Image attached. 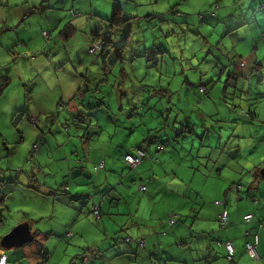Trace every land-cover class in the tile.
Wrapping results in <instances>:
<instances>
[{
    "label": "crops",
    "instance_id": "crops-1",
    "mask_svg": "<svg viewBox=\"0 0 264 264\" xmlns=\"http://www.w3.org/2000/svg\"><path fill=\"white\" fill-rule=\"evenodd\" d=\"M5 2L0 5H6ZM263 3L264 0H232L228 7L222 8L227 10H221L220 16L225 25L223 30L227 29L223 31V36L226 39L232 37L233 41L225 45L224 39L219 46H224L221 48L226 54H219L215 59L219 65L224 64L222 75H228L225 91L221 90L220 81H214L210 87L219 89L218 98L228 88L229 91H238V84L243 79L251 82L255 72L260 73L264 68V58L260 52L264 47ZM16 27L14 25L9 28L13 30ZM241 27L249 29L252 40L241 41ZM246 43L253 45V51L248 57L239 52V47ZM1 48L5 49L4 46ZM235 57L243 60L246 66L230 67ZM47 59L41 62V66L53 67L54 62ZM81 65L84 67L83 63ZM32 69L36 74L37 68ZM21 77L20 64L11 65L9 61L7 65H0V85L8 81L0 97H4L14 78ZM27 77H32V70ZM214 78L211 74L210 81ZM195 79L199 80L200 85H208L198 76H187L179 83V90L168 86L161 92L169 99L179 94V98L185 96L187 100L186 106L177 111L178 116L172 123L168 118L171 119L173 109L169 111L165 123L161 124V119L165 117L163 113L142 107L141 112L135 113V116L141 118V123L135 125L131 121V128L128 127L130 124L117 123L113 118L110 124H95L96 115L93 112L91 117L86 115L84 107L87 105H83L82 100L78 104L73 101L64 104L60 101L59 107L64 106L66 109L69 106L68 114L75 116L81 112L83 117L90 118L92 122L88 126L79 124L76 132L78 136L81 135L82 139H78L86 147L83 155L85 161H76L70 157V168L63 175V178L78 180L76 184L82 187L72 189L70 182H67L65 187L68 186L69 190L66 193L64 188L54 189L51 183L46 182L40 188L42 191L51 190L48 191L51 195H48L25 186L28 183L25 182L6 191L9 196L5 198L3 206H15L13 201L18 199V206H26L22 196L29 198L35 204L32 212H36L37 216L31 215L24 223L29 224L33 236L35 231L48 234V238L38 235L43 245L33 239L30 242L32 244L14 250H24L23 256L32 259V264H38L39 248H43L48 240L46 246L50 249V240L56 236L61 238L62 243H86L84 252L77 255L81 262H84L83 258L87 254L93 253L97 254V261L100 256L108 264H264V177L261 174L264 170V117L253 111L251 106L239 109L236 100L228 106L218 98L217 102H213L211 94L206 95L194 89ZM182 82L188 83L190 87ZM86 91L91 90L87 87ZM29 100L37 104L36 92L29 93ZM92 102L93 99L87 109H91ZM19 106L20 103H17V110ZM14 112L15 109L3 108L0 114L13 118L14 114L21 112L29 121H33L32 113L24 108ZM243 113L244 116L241 115ZM59 115L54 119H58ZM61 126L67 131L65 124ZM153 130L160 131L156 134L151 132ZM172 132V138H168ZM19 134L12 129V132L5 135L0 126V144H18L21 142ZM150 137H154L153 143ZM54 140L57 142V137ZM158 146L164 148L158 150ZM137 147L145 149L148 156L137 168L131 169L124 162V155L133 154ZM41 150L49 157V150L43 147ZM84 162L89 163L90 167L87 168ZM102 162L104 168L97 171L95 167ZM75 169L78 171H73ZM140 185L146 186L147 190L142 191ZM84 186H91L92 191L86 190ZM6 192L3 188L0 194ZM87 194H92L95 202L102 204L100 218L96 219L91 214V204L76 199ZM187 196L190 197L189 205ZM216 201L221 204L217 205ZM223 209L229 212L225 227H221L219 222ZM83 213H88V217ZM248 214H253L254 218L246 224L244 217ZM173 215H178L179 221L170 226L169 219ZM68 232L73 234L65 238ZM93 235H96V239L88 241V237ZM126 238H131V241L127 242ZM141 240L145 241L144 247L139 244ZM218 240L234 242L236 252L233 262L227 259L225 247L217 245ZM247 242H257L258 260H252L246 252ZM0 252H5L1 245ZM16 257L18 260L26 258ZM92 263L91 260L83 264Z\"/></svg>",
    "mask_w": 264,
    "mask_h": 264
},
{
    "label": "rangeland",
    "instance_id": "rangeland-1",
    "mask_svg": "<svg viewBox=\"0 0 264 264\" xmlns=\"http://www.w3.org/2000/svg\"><path fill=\"white\" fill-rule=\"evenodd\" d=\"M3 1H6V5H0V65H7L9 61L11 65L20 64L22 77L14 78L4 97H0V112L3 108L15 109V112L24 108L33 115L31 122L21 112L14 114L13 118L0 114V126L3 127L4 134L7 135L13 129L20 133L21 138V142L15 145L0 144V184L3 185L4 192L16 188V183L11 182V179H16L17 176L20 182H32L40 187L46 182L51 183L54 189H60L67 182H70L72 189L82 187L76 184V179L63 178L70 168V157L82 161L86 147L78 139L81 135H77L78 124L67 112L69 106L66 109L64 106L59 107L60 101L64 104L70 101L78 104L82 100L83 105H89L93 99L91 109L83 106L88 117L93 112L98 124H110L113 118L117 123L130 124L128 127L131 128V121L135 125L141 123V118L135 116V113L141 112L142 107L163 113L165 117L164 120L161 119V124L165 123L169 111L173 109L171 119H168L171 123L174 122V118L178 116L177 111L186 106L187 100L185 96L183 99L179 98V94H174L169 99L161 92L168 86L179 90V83L187 76H198L200 80L208 83L207 93L214 98L213 102H217L220 93L219 89H210L214 81H220V88L225 91L228 75H222L224 64L219 65L215 59L219 54H226L221 48L224 46H219L226 39L223 31H227L223 30L225 25L220 13L221 10H227L222 8L228 7L232 0ZM117 4L125 15L137 18L148 15L156 17L149 24L143 19L132 21L125 29L126 34L117 32V35H111L117 48H113V51L110 49V55L107 54L106 57L103 55L104 51L102 55L95 54L99 46L102 49L104 42H101L99 36L93 42L94 34L105 29L106 21L103 18L111 17ZM217 6L221 9L215 10V16L213 9ZM161 16L163 22L159 19ZM14 25L17 27L11 30L9 27ZM153 26L155 28H150ZM129 27H133V31L124 51L125 60L119 62L116 60L115 51L126 42ZM239 30L242 42L252 40L253 36L248 28L241 27ZM232 41V37L227 38L225 45ZM246 44L239 47V52L248 57L253 51V45ZM92 48L95 50L92 51ZM162 49L166 51L161 52ZM41 51L43 54H40ZM260 52L264 58V47ZM47 58L54 62L53 67L41 66V62L47 61ZM32 68H37L36 74ZM31 70L32 77L29 78L27 74ZM211 74L215 77L213 81H210ZM263 77L264 68L260 73L255 72L251 82L243 79L238 84V91H229L228 88L218 99L225 106L236 100L239 109L251 106L253 111L264 117ZM194 83V89L201 90L199 80L195 79ZM182 84L190 87L186 82ZM87 87L91 91H86ZM33 92L37 95L36 105L29 100V93ZM19 93L20 98L17 99ZM17 103H20L18 110ZM58 113V119H54ZM62 124H65L67 131ZM173 134L174 132L167 137L172 138ZM33 144L38 148L35 149ZM42 147L49 150V157L41 150ZM84 163L87 168L90 167L89 163ZM18 171H21L20 175ZM28 174L30 179H25ZM84 188L92 191L91 186ZM17 196L20 197L21 194ZM22 198L26 206H18L20 199L13 201L15 206H0V243L4 236L27 222L31 215L37 216L36 212H32L35 204L27 197ZM187 203L191 204L189 196ZM95 239L96 235L88 237L90 242ZM47 243L48 240L45 245ZM85 244L83 241L62 243L60 237L54 236L50 240L51 248L46 246L50 251V259L44 261L40 257L39 261H43V264H83L77 255L84 252ZM23 252L22 249L8 250L11 256L9 264H32V259L23 256ZM16 256L19 259L26 258L18 260ZM96 258L97 256L92 258V264H108L105 258L98 256L99 261Z\"/></svg>",
    "mask_w": 264,
    "mask_h": 264
},
{
    "label": "trees",
    "instance_id": "trees-1",
    "mask_svg": "<svg viewBox=\"0 0 264 264\" xmlns=\"http://www.w3.org/2000/svg\"><path fill=\"white\" fill-rule=\"evenodd\" d=\"M3 2V0H1V2L0 3H2ZM219 7L217 6V7H215V9H213V14H215V10H217ZM262 8H264V3L262 4ZM179 13V12H178ZM180 14V13H179ZM156 17V15H148V16H146V17H144V18H137V17H135V16H130V15H125L124 13H122V8L120 7V5L119 4H117L116 6H115V10H114V12H113V14H112V16L111 17H107V18H103L105 21H106V23H108V25L106 24V27H105V29L104 30H102L101 29V31L100 32H96L94 35V39H92L93 41L99 36L100 38L99 39H101V42H104V44H102V49H100L99 48V50L95 53V54H100L101 53V55L103 54V51H104V54L103 55H106V57L108 56V55H110V51L112 50L113 51V48H117V44L115 43V41L113 40V37H111V35H117L116 33L117 32H122V33H124V34H126V31H125V29L130 25V23L132 22V21H138V20H141V19H143V20H145V21H147L148 22V24L150 23V22H152L153 21V19ZM160 19V21L161 22H163L164 21V19H162V16L159 18ZM141 26V25H140ZM150 28H155V26H153V27H150ZM131 31H133V27H129V30H128V34H127V39H126V42H124V44H123V46L122 47H119L118 49H116V51H115V54H116V60L117 61H119V62H122V61H124L125 60V58H124V51H125V49H126V47L128 46V43H129V38H130V34H131ZM94 48H92L91 50H93ZM111 49V50H110ZM163 51H166V49H162L161 50V52H163ZM40 54H43V52L41 51L40 52ZM108 54V55H107ZM147 54V53H146ZM106 62V61H105ZM242 63H244V65H242ZM233 66H238V67H241V68H243V67H245L246 66V64H245V62H243V60H239V59H236V57H235V59L233 58L232 60H231V62H230V67H233ZM222 69H225V67L224 68H222ZM7 80L5 81V83L4 84H2V85H0V94H2L3 93V91H4V89L6 88V86H7ZM214 85V84H213ZM200 91H201V93H203V94H206V95H208V93H207V91H208V89H207V86L206 85H200ZM81 101V100H80ZM79 101V102H80ZM88 107L90 106V105H87ZM82 114L83 113H81V112H78L75 116H73V119L75 120V123H77L78 125L79 124H86V126H88V125H90L92 122L90 121V119L89 120H86V118L85 117H83L82 116ZM242 116H244L245 115V113H243V114H241ZM55 117V116H54ZM90 117H91V115H90ZM95 121V120H94ZM95 124H98V123H96L95 122ZM160 131V130H159ZM158 131V132H159ZM151 132H153V133H158L156 130H153V131H151ZM154 139V137H150V142L151 143H153L155 140H153ZM161 147H163V146H161ZM36 148H38L37 146H36ZM164 148V147H163ZM138 149H142V150H144L145 152H146V157H145V159L147 158V156H148V154H147V151L145 150V149H143V148H141V147H137L136 149H135V151L136 150H138ZM157 149L159 150V146L157 147ZM135 151H134V153H135ZM133 153V154H134ZM128 154H130V153H127V154H125L124 155V162L127 164V166L129 167V168H131V169H135V168H132L126 161H125V156L126 155H128ZM144 159V160H145ZM143 160V161H144ZM103 163V168H104V162H102ZM137 168V167H136ZM102 169V168H101ZM101 169H99L98 171H100ZM19 175L21 174V171H18L17 172ZM19 176H17V178L16 179H11V182H14V183H16V185H20V184H24L25 182H23V181H21L20 182V178H18ZM30 179V177L29 176H26V179ZM25 186H27V187H29V188H33V189H35L36 191H38V192H40V193H42V194H48V195H51L49 192H52L51 190H48V191H42V189L40 188V186H37V185H34L32 182H28L27 184H24ZM61 188H64V191H66V193H68V190H69V187L68 186H63V187H61ZM2 189H3V185H1L0 184V191H2ZM140 189L142 190V191H146L147 190V187L146 186H143V185H140ZM59 190H61V189H59ZM53 192H55L56 193V191H53ZM65 193V192H64ZM7 197V193L6 194H3V195H1L0 194V202L2 203V206H3V202L5 201V198ZM76 199L77 200H79V201H82V200H84L86 203H88L89 205L91 204V207H92V211H91V214H93L94 216H95V218L97 219V218H100L101 216H102V211H101V206H102V204L100 203H96L95 202V200H94V198H93V195L92 194H87V195H84V196H78V197H76ZM217 202L218 201H216V204H217ZM220 202V201H219ZM217 205H219V204H217ZM224 210V209H223ZM222 210V211H223ZM85 216H87L88 217V213H83ZM221 214V213H220ZM179 221V216L178 215H173V216H171L170 217V219H169V224H170V226H174L177 222ZM245 222V221H244ZM72 232H68L67 234H66V236H65V238H69V237H71L72 236ZM38 235H41V236H44V237H46V238H48V234H43V232L41 233H39L38 231H35L34 232V240H35V242H40V240L38 239ZM64 239V238H63ZM33 240V241H34ZM127 242H130L131 241V238H126L125 239ZM44 241H46V239L44 240ZM227 241H231V240H227ZM227 241H224V240H218L217 241V245L218 246H224L225 245V242H227ZM231 242H233V241H231ZM41 243V242H40ZM234 243V242H233ZM30 244H32V243H27L25 246H28V245H30ZM38 244V243H37ZM42 245H43V243H41ZM46 244V243H45ZM139 244H140V246H142V247H144V245H145V241L144 240H141V241H139ZM38 245H40V244H38ZM225 247V246H224ZM226 249V248H225ZM227 251V250H226ZM6 252V254H7V256H8V263H9V254H8V251H5ZM49 255H50V251L49 250H47V248H46V245H44L43 246V248H39V253H38V256H37V258H39L40 259V257H43V259H44V261H48L49 259H48V257H49ZM88 256H86V258H84L83 260H84V262H89V261H91L92 260V258L93 257H95V256H97V254H93V253H91V254H87ZM227 257H228V252H227ZM234 258V257H233ZM233 258L230 260L229 259V257L227 258L230 262H233ZM40 263H38V264H43V261H39ZM7 263V264H8Z\"/></svg>",
    "mask_w": 264,
    "mask_h": 264
},
{
    "label": "built area",
    "instance_id": "built-area-1",
    "mask_svg": "<svg viewBox=\"0 0 264 264\" xmlns=\"http://www.w3.org/2000/svg\"><path fill=\"white\" fill-rule=\"evenodd\" d=\"M100 48V46H99ZM95 49H93L92 51H94ZM242 65H244V63H242ZM36 149V147H35ZM163 147L159 146V150H162ZM146 157V152L142 149H138L135 151L134 154H128L125 156V161L132 167V168H136L138 167L143 160ZM103 168V163L97 165L95 167V169L98 171L99 169ZM217 204H221V202H217ZM254 218L253 214H248L244 217V221L246 224L250 223ZM229 220V212L227 209H224L221 214L219 215V222L221 227H225L228 223ZM247 236L250 235L249 232H247L246 234ZM225 248L228 252V257L231 260L236 252V247L235 244L231 241H227L225 242ZM246 252L250 255V257L252 258V260H258L259 259V253H258V249H257V242H247L246 244ZM8 263V256L6 254V252H0V264H7Z\"/></svg>",
    "mask_w": 264,
    "mask_h": 264
},
{
    "label": "water",
    "instance_id": "water-1",
    "mask_svg": "<svg viewBox=\"0 0 264 264\" xmlns=\"http://www.w3.org/2000/svg\"><path fill=\"white\" fill-rule=\"evenodd\" d=\"M261 174L264 177V170ZM33 239L34 236L30 231L29 224L23 223L14 228L10 234L4 236L0 245L4 251H8L23 247L25 244L32 242Z\"/></svg>",
    "mask_w": 264,
    "mask_h": 264
}]
</instances>
